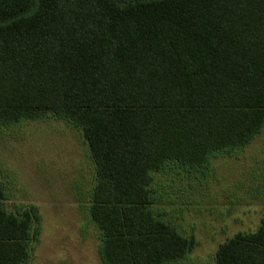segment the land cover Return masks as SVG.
I'll return each instance as SVG.
<instances>
[{"label": "trees", "instance_id": "16d2710c", "mask_svg": "<svg viewBox=\"0 0 264 264\" xmlns=\"http://www.w3.org/2000/svg\"><path fill=\"white\" fill-rule=\"evenodd\" d=\"M50 116L89 149L103 264H175L195 240L156 176L198 175L263 132L264 0H37L0 21V128ZM9 193L0 179V264H31L42 216ZM216 261L264 264V217Z\"/></svg>", "mask_w": 264, "mask_h": 264}, {"label": "rangeland", "instance_id": "374dc122", "mask_svg": "<svg viewBox=\"0 0 264 264\" xmlns=\"http://www.w3.org/2000/svg\"><path fill=\"white\" fill-rule=\"evenodd\" d=\"M35 4L37 0H0V21ZM231 154L214 158L198 175L156 176L154 188L169 213L166 220L195 240L193 250L175 264H217L223 243L259 227L264 217V129ZM93 171L82 134L66 122L50 116L0 128V177L18 202L36 205L42 216L31 264H103L100 235L87 214Z\"/></svg>", "mask_w": 264, "mask_h": 264}, {"label": "crops", "instance_id": "0c3cea01", "mask_svg": "<svg viewBox=\"0 0 264 264\" xmlns=\"http://www.w3.org/2000/svg\"><path fill=\"white\" fill-rule=\"evenodd\" d=\"M93 174L95 176V168H94ZM0 179H1V177H0ZM7 193H8V191H7ZM15 197L16 196L14 194L12 195V194L9 193L8 198L4 201V203L6 204V208L9 211L14 212V213H16L17 208H20L21 205H22L21 202H18Z\"/></svg>", "mask_w": 264, "mask_h": 264}, {"label": "flooded vegetation", "instance_id": "af4514ba", "mask_svg": "<svg viewBox=\"0 0 264 264\" xmlns=\"http://www.w3.org/2000/svg\"><path fill=\"white\" fill-rule=\"evenodd\" d=\"M125 1V0H124ZM33 5V4H32Z\"/></svg>", "mask_w": 264, "mask_h": 264}]
</instances>
